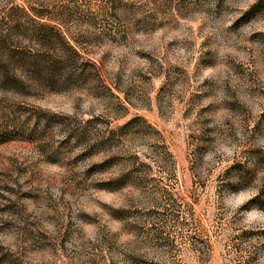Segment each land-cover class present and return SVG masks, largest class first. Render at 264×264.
Instances as JSON below:
<instances>
[{
	"label": "rangeland",
	"instance_id": "1",
	"mask_svg": "<svg viewBox=\"0 0 264 264\" xmlns=\"http://www.w3.org/2000/svg\"><path fill=\"white\" fill-rule=\"evenodd\" d=\"M0 264H264V0H0Z\"/></svg>",
	"mask_w": 264,
	"mask_h": 264
}]
</instances>
